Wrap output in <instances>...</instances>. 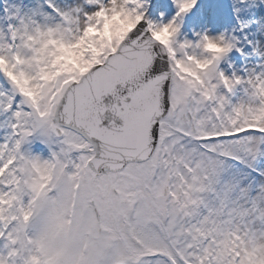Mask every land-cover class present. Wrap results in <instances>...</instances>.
I'll use <instances>...</instances> for the list:
<instances>
[{
    "label": "snow or ice",
    "instance_id": "snow-or-ice-1",
    "mask_svg": "<svg viewBox=\"0 0 264 264\" xmlns=\"http://www.w3.org/2000/svg\"><path fill=\"white\" fill-rule=\"evenodd\" d=\"M0 264H264V0H0Z\"/></svg>",
    "mask_w": 264,
    "mask_h": 264
}]
</instances>
